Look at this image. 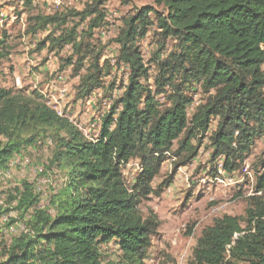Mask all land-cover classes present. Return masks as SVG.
I'll return each mask as SVG.
<instances>
[{"label":"trees","instance_id":"16d2710c","mask_svg":"<svg viewBox=\"0 0 264 264\" xmlns=\"http://www.w3.org/2000/svg\"><path fill=\"white\" fill-rule=\"evenodd\" d=\"M106 1L31 18L34 32L49 30L43 47L57 54L71 48L61 60L79 78L76 101L105 88L106 77L115 88L118 70L130 69L97 140L37 91L0 87V169L50 133L56 142L51 166L66 177L46 204L26 182L13 197L22 216L30 213L31 228L14 233L9 245L0 243V264H146L159 220L153 212L145 216L140 204L161 195L206 138L210 162L222 161L229 175L245 168L264 140V0H153L124 18L113 39L119 46L114 64L102 61L104 46L92 39L106 24ZM154 27L157 49L146 61L136 44ZM3 58L0 49V76ZM169 153L177 158L173 172L154 185ZM135 159L140 168L130 185L123 167ZM252 169L255 194L247 198L245 215L214 219L188 264H264V150ZM111 241L121 251L115 261L101 248Z\"/></svg>","mask_w":264,"mask_h":264},{"label":"rangeland","instance_id":"374dc122","mask_svg":"<svg viewBox=\"0 0 264 264\" xmlns=\"http://www.w3.org/2000/svg\"><path fill=\"white\" fill-rule=\"evenodd\" d=\"M92 1L32 0L29 4L27 0H0V49L4 54L1 61L0 87L22 90L27 94L37 91L49 106L55 110H64L66 113L63 114L74 117L78 127L83 126L88 130L91 125L92 130L89 133L95 136L98 135L100 126L97 125V119H86L87 115H94V109L98 113H102L105 109L109 112L111 106L107 107V100H115L114 91L118 97L120 96L121 84L127 81L126 75L129 76L130 69L122 66L118 70L113 89L108 87V81L112 76L106 77L105 88L94 93L97 96L96 101L89 98L90 96L76 101L75 86L79 78L73 76L71 67L63 69L61 60V57L71 54V48L66 47L60 54L50 52L48 44L43 47V41L49 30L39 29L34 32L32 26L35 22L31 20L37 15H48L57 11L67 12L71 9L81 11ZM153 3V0L106 1L105 33L97 31L96 35L94 36L93 33L92 36V39L96 38L100 45L104 46L103 59L115 63L119 46L113 42V39L118 36L124 18L135 13L137 9ZM151 16L154 17L153 14ZM86 28L87 22L81 23L78 27L81 31ZM156 29V27L151 28V31L136 44L146 61L157 49L154 35ZM173 45L174 42L169 41L170 50ZM155 69V66L151 69L153 74L156 73ZM51 95H56L61 104H59L60 108H56L54 102L49 103ZM200 98L199 93L196 95V104L191 106V110L195 108ZM101 124L103 125V118ZM87 126L89 127L85 128ZM0 141H5L2 135ZM209 145V139L206 138L193 162L176 171L172 184L161 195H152L140 204L145 216L153 212L159 220V229L153 237L146 264H180V262L188 264L202 230L211 225L214 219L225 214L245 215L247 198L255 194L253 192L255 171L252 169V164L262 154L264 140L258 141L249 154L246 163L250 174H244V167L231 175L227 173V180H233V184L225 182V171L219 167L221 163L210 162L212 150ZM55 147L56 142L50 133L39 136L35 144L23 148L15 155L17 164L8 167L11 169L9 176L6 178L0 176V243L2 245H9L15 237L14 233L23 231L24 227L28 231L26 227H29L27 223L31 215L28 212L22 216L16 208L18 200L13 199L19 195L20 190L24 189L25 182L31 184L34 191L41 195L44 204L48 203L51 195L63 186L66 177L57 166H51L50 163ZM176 147L177 144L174 148ZM176 160L173 154H168V159L154 185L173 172ZM23 162L27 163L26 167ZM135 168L132 165L126 169L125 177L130 185L137 173ZM54 212L52 209V213ZM101 248L106 258L118 260L121 251L116 243L111 241L101 245Z\"/></svg>","mask_w":264,"mask_h":264},{"label":"built area","instance_id":"2783aa9c","mask_svg":"<svg viewBox=\"0 0 264 264\" xmlns=\"http://www.w3.org/2000/svg\"><path fill=\"white\" fill-rule=\"evenodd\" d=\"M57 2H58V0H57ZM49 10H50V8H49ZM61 10H62V7H61ZM104 27H105V25H102V26H100V27H98V28H96L95 30H94V36L96 35V32L97 31H100L101 33H105V29H104ZM48 30V29H47ZM101 35V34H100ZM116 38V37H115ZM93 41L95 42V43H99L98 41H97V39L96 38H93ZM143 43H145V41L143 42ZM144 58H145V56H144ZM104 59H102V61H103ZM127 76V80H128V75H126ZM113 93H115V100L118 98V96H117V93H116V91H114ZM54 97H56V96H54ZM54 97H51V99H49V101L50 102H52V98H54ZM97 96H96V94H92L89 98H91L93 101H96L95 100V98H96ZM115 100H107V107H110V106H112V104H113V102L115 101ZM195 104H196V100H195ZM196 106V105H195ZM61 111H63V112H65L64 110H61ZM94 112H95V114L94 115H87V117H86V119H97V125H100L101 124V118H104V116H105V114L107 113V109H105V110H103V112L102 113H98L97 111H96V109H94ZM66 113V112H65ZM73 116H75V115H73ZM77 117V116H76ZM87 131H89V132H91V130H87ZM167 154V153H166ZM23 165L26 167V165H27V163L26 162H23ZM135 166V167H138V165H136V160H132V161H130L127 165H125L124 167H126V169H127V167H130V166ZM183 168V167H182ZM249 166L248 165H246V167L244 168V174H246V175H248V174H250V171H249ZM6 169H8V173H11V169L10 168H6ZM221 169H223L222 168V161H221ZM126 173H127V170H126ZM224 175H226L225 176V182H228L229 184H233V180H227V173L225 172L224 173Z\"/></svg>","mask_w":264,"mask_h":264},{"label":"bare ground","instance_id":"6f19581e","mask_svg":"<svg viewBox=\"0 0 264 264\" xmlns=\"http://www.w3.org/2000/svg\"><path fill=\"white\" fill-rule=\"evenodd\" d=\"M58 2H59V0H58ZM116 48V47H115ZM64 89H66L65 87H64ZM60 92V91H59ZM52 97H54V96H56V95H51ZM52 102H54V104H55V107L57 108H60V106H59V104H60V101L58 100V98H56V97H54V98H52ZM52 102H49V103H52ZM61 105V104H60ZM56 112H58L60 115H62V116H65V117H67V118H69V120L72 122V123H74V125H76L77 127H78V122L77 121H75V119H73V118H71L70 116H68L67 114H63V111H61V110H59V109H57L56 110ZM80 123H82V122H80ZM82 125V124H81ZM92 126H94V123H92ZM100 127H98V131H99V133H98V135L96 134L95 136H92V135H90V133H89V131H87V130H85L84 128H83V126H80V127H78V129H80L82 132H83V134L87 137V138H89V139H92L93 141H95V140H97L99 137H100V135H101V131H102V124L101 125H99ZM89 126H87V127H85V128H88ZM88 130H92V127H91V125H90V127H89V129ZM98 136V137H97ZM136 160V165H138V167H136L135 169H137V173H138V170H139V168H140V162H139V160H137V159H135ZM17 164V160H16V156H14L13 157V159H12V161H11V164H10V166H14V165H16ZM128 164V163H127ZM127 164H125V165H127ZM124 165V166H125ZM246 165H248V164H246ZM219 167H221V164L219 165ZM246 167V166H245ZM124 169H123V173H124V175L126 174V167H123ZM130 169V168H129ZM133 169H134V167H133ZM132 172H133V170H132ZM135 173V172H134ZM137 173L135 174V176L137 175ZM9 174L10 173H8V169H0V176L2 177V178H6V176H9ZM134 179H135V177H134ZM183 262V261H182ZM180 264H182L181 262H180Z\"/></svg>","mask_w":264,"mask_h":264}]
</instances>
